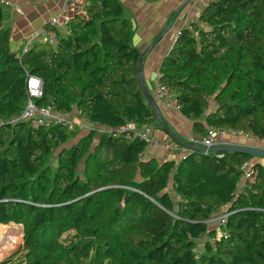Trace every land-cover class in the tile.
<instances>
[{
  "label": "trees",
  "instance_id": "16d2710c",
  "mask_svg": "<svg viewBox=\"0 0 264 264\" xmlns=\"http://www.w3.org/2000/svg\"><path fill=\"white\" fill-rule=\"evenodd\" d=\"M87 2L86 17L71 19L55 46L18 54L0 0V225L22 226L21 264H264V166L254 162L246 175L250 153L192 149L158 163L125 133L101 134L93 146L89 132L66 145V127L9 121L25 106L28 74L41 80L39 107L75 106L112 130H164L138 82L127 8ZM199 21L179 31L158 82L196 138L211 127L264 140V0H211Z\"/></svg>",
  "mask_w": 264,
  "mask_h": 264
},
{
  "label": "crops",
  "instance_id": "0c3cea01",
  "mask_svg": "<svg viewBox=\"0 0 264 264\" xmlns=\"http://www.w3.org/2000/svg\"><path fill=\"white\" fill-rule=\"evenodd\" d=\"M2 1H8L9 3L5 4L2 3ZM120 1L127 8V12L134 30L133 42L140 53L145 50V48L166 29L161 39L156 43L155 46L149 48L140 63L143 85L147 94L158 107L157 117L165 131L155 127L153 124L141 126L134 125L138 128L148 126L151 128L155 138L159 140H168L171 142L170 149H164L160 146H151L146 144V147L143 150L145 158H154L158 163H162L167 160L176 161L178 158L182 157V148L186 147L181 142L188 143L187 141L195 136L191 131V122L189 120L183 117L178 111L158 104L156 101L155 87L156 84L159 83L158 69L161 60L169 52L174 40L176 39V36L181 29L187 28L193 23L197 24L199 27H204V24L199 21V17L202 9L211 0H189L180 9L179 13L175 17H173L175 11L179 8L184 0ZM1 3L3 13L2 25L9 30V50L19 54L22 50V42L24 38L30 33L39 31L41 35H43L49 32L50 28L46 25V22L58 14L59 9L63 4V0H1ZM85 17L86 16L82 18ZM57 34L63 33L61 30L56 32V42ZM56 42L55 44H48L55 46ZM35 43L47 42L35 41L34 44ZM145 101L147 103L146 98ZM66 114L69 115V117L73 119L76 124L105 128L103 126L92 124L81 118L75 106L69 113ZM75 129L77 133L73 139L76 140H74V142L69 141L70 145L75 144L81 137L91 132L90 130L87 131L86 127L83 129ZM169 131L174 134L177 139H174ZM92 133L94 136L96 135L95 132ZM245 137L256 139V141H264L257 139L253 135L241 136L224 131L219 137V142L222 145H242L249 147L256 145L253 140V145L246 144L247 140H245ZM94 139L97 141L98 136L93 137V146L96 144ZM259 157L260 156H254L253 159L247 162L248 166L250 167V165L254 162H259L264 166L263 158L261 160ZM244 181L245 180L241 179L237 185V188L244 185Z\"/></svg>",
  "mask_w": 264,
  "mask_h": 264
},
{
  "label": "built area",
  "instance_id": "2783aa9c",
  "mask_svg": "<svg viewBox=\"0 0 264 264\" xmlns=\"http://www.w3.org/2000/svg\"><path fill=\"white\" fill-rule=\"evenodd\" d=\"M2 3L8 4V1H2ZM88 6L87 0H63V4L59 9L58 14L47 20L46 25L50 28L47 34L41 35L39 31H34L26 36L22 42L21 54L26 53L34 44L35 41H44L47 43L55 44L56 42V32L61 30L64 35L70 33V21L75 16L84 17L86 16V8ZM42 83L41 80L34 76H29L26 74V102L24 108L21 110L17 118L10 119V122L16 120H22L28 124L32 129L47 128L53 125H61L66 127L67 130L72 131L74 128H87V130H92L94 132H102L106 134L118 135L120 133H125L126 138H139L143 140L147 145L160 146L164 149L171 148V142L168 140H159L153 136L152 130L148 126L141 128L136 127L132 123H127L122 127L116 128L114 130L109 128L83 126L81 124H76L69 115L64 113L55 112L48 107H39L35 104V99L41 95ZM155 99L158 104L170 107L178 111L179 107L176 104L173 94L164 85L157 83L155 87ZM231 134L245 135L240 131L225 130ZM224 130L217 131L211 127H208L205 136L196 138L192 137L187 142L196 145H203L207 147H212L220 144L219 137ZM246 136V135H245ZM192 149L189 147L182 148V157L189 153ZM140 157H145L144 152L140 153ZM246 175L251 174L248 164H244L242 167ZM219 217L216 216L211 220H217ZM220 219V218H219Z\"/></svg>",
  "mask_w": 264,
  "mask_h": 264
},
{
  "label": "rangeland",
  "instance_id": "374dc122",
  "mask_svg": "<svg viewBox=\"0 0 264 264\" xmlns=\"http://www.w3.org/2000/svg\"><path fill=\"white\" fill-rule=\"evenodd\" d=\"M72 131L73 133L71 137L69 138L70 142H74V140H76V139H73L77 133L76 129L74 128ZM90 131L94 132L92 130ZM95 133L96 135L94 137L104 134L102 132H95ZM245 138L244 139L247 140L246 144L253 145L254 144L252 143V140H253L256 143V145H258V146L253 145V148L264 149V141H256V139H251L249 137L248 138L245 137ZM69 141L67 142V145H70ZM259 158L261 160L263 158L264 160V157H259ZM71 234H73V232L64 233L61 240L67 239L68 236H71ZM21 237H22V226L20 224L18 226L13 225V226H10L9 228L0 229V264L2 263L21 264L23 262L24 251L21 249V246H22ZM198 246L200 247V244H198ZM198 251H199V248H198Z\"/></svg>",
  "mask_w": 264,
  "mask_h": 264
},
{
  "label": "water",
  "instance_id": "95a60500",
  "mask_svg": "<svg viewBox=\"0 0 264 264\" xmlns=\"http://www.w3.org/2000/svg\"><path fill=\"white\" fill-rule=\"evenodd\" d=\"M189 0H184L183 3L179 6V8L175 11L173 17H175L180 9L188 2ZM166 31V29L164 30V32ZM164 32H162L153 42H151V44H149L145 50H143L140 55L139 58L137 60V65H136V72L138 73V82L140 84V87L143 91V94L147 100V103H149L155 110L156 114L158 115V107L157 105L153 102V100L151 99V97L147 94L145 87L143 85L142 82V73H141V68H140V63L143 59V57L145 56L146 52L149 50V48L153 47L156 45V43L161 39V37L163 36ZM165 126V124H164ZM169 133L171 134V136L174 139H177L176 136L174 134H172L170 131ZM184 146L189 147L191 149H198V150H202V151H220V150H237V151H245L247 153H250L253 156H260V157H264V149L261 148H253V147H249V146H242V145H222V144H218L212 147H207V146H203V145H196V144H191V143H186V142H181ZM117 206H120V204H118Z\"/></svg>",
  "mask_w": 264,
  "mask_h": 264
},
{
  "label": "bare ground",
  "instance_id": "6f19581e",
  "mask_svg": "<svg viewBox=\"0 0 264 264\" xmlns=\"http://www.w3.org/2000/svg\"><path fill=\"white\" fill-rule=\"evenodd\" d=\"M13 225H19L17 223H14V222H8L7 224H4V225H0V229H5V228H9L10 226H13Z\"/></svg>",
  "mask_w": 264,
  "mask_h": 264
}]
</instances>
